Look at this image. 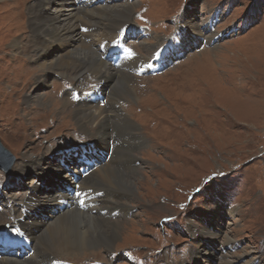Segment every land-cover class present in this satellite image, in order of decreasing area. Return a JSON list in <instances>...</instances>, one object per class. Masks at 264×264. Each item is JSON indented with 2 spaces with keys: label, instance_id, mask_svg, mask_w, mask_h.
<instances>
[{
  "label": "rangeland",
  "instance_id": "rangeland-1",
  "mask_svg": "<svg viewBox=\"0 0 264 264\" xmlns=\"http://www.w3.org/2000/svg\"><path fill=\"white\" fill-rule=\"evenodd\" d=\"M127 3L135 5L128 23L146 33L137 31L126 39L137 57L146 55V46L164 47L166 37L179 33L178 26L188 43L183 51L160 52L165 64L157 73L137 76L132 71L135 96L117 99L115 106L125 109L144 139L122 143L117 152L116 169L131 182V191H113L123 184L111 181L112 187L104 188L111 196L97 199L95 220L117 225L111 246H74L51 258L56 264H61L58 258L73 264H196L195 250L207 246L218 251L225 244L226 260L242 257L264 264V0H107ZM35 5L34 0H0V143L13 157L7 172L0 168V226L15 221L9 206L25 221L50 215L45 203L40 209L33 203L25 206L32 185L41 189L40 196L65 191L67 208L65 187L74 184H64L63 173L81 175L78 167L90 162L85 160L97 164L100 149L106 151L79 131L73 114L62 117L76 86L75 69L56 68L55 74L38 69L48 82H36L40 74L33 68L38 63L22 59L24 49L18 54L11 48L14 40L21 47L30 42L28 10ZM207 27L215 33L214 44L198 33ZM84 64L90 68L89 61ZM86 70L89 86L84 88H90L96 78ZM51 90L58 104L36 97ZM28 96L33 100L27 102ZM63 154L68 163L46 172L44 179L31 166L17 169L30 160L57 162ZM4 198L12 204L1 202ZM69 208L88 212L75 204ZM81 219L86 225L77 227L84 231L88 218ZM33 248L31 242L30 252ZM0 249V254L14 256L12 248Z\"/></svg>",
  "mask_w": 264,
  "mask_h": 264
},
{
  "label": "bare ground",
  "instance_id": "bare-ground-1",
  "mask_svg": "<svg viewBox=\"0 0 264 264\" xmlns=\"http://www.w3.org/2000/svg\"><path fill=\"white\" fill-rule=\"evenodd\" d=\"M34 3L36 4L34 9L30 8L28 10V27L32 33L31 40L24 47H21L20 41L14 40L11 47L13 52L21 54L22 49H24L26 55L24 57L21 55L22 59H28L29 57L33 62L38 63L36 65L37 69L30 67L36 70L35 73L40 74V76L36 77V82L46 85L48 82L47 78L43 76L38 69L43 70L45 73L55 74L52 71L53 69L66 67V69H75V71L71 70L76 73L75 75L73 73L76 79L74 90L89 89L84 88L89 82H87L83 76L85 72H88L86 69H89L95 75V84L100 86L102 90L98 89L97 91H101V94L104 92V100L96 102L97 98H93L96 97L95 91L92 96L80 99L76 103L72 100H68L65 102L62 117H68V115L73 114L74 123L78 126L81 133L90 134L93 139L101 143L106 149L109 146V140L112 139L114 147L107 161L101 160L103 153L105 156L106 151L100 149L101 158L96 161L97 164H94L95 167L78 181L81 188H91L93 190L92 192L102 191L101 194L88 200L92 201V203L87 206L88 212L83 213L85 215L81 212H76L74 209H70L69 205L71 203H67V208H65L64 204L63 207L58 209L59 202H61L62 199L66 200L67 193L65 191H54L51 194L40 196L39 193L41 189L37 185L27 187L29 193H32L33 196L28 194L26 199H24L25 206L28 207L34 204L38 206L37 209H40L41 205L45 203L48 214L50 215L46 216V219L39 216L31 219V216H29L27 221H25L24 218H22V221H18L21 227L26 231L28 238L32 240L31 242H34L33 252L23 254V257H8L0 254V264H56L55 260L51 258L52 255L69 253L80 246L91 247L96 243L97 245L102 243L106 248L111 246L112 239L116 235L117 225H115V223L104 225L100 223L101 221L99 219L95 220L93 214L96 212V207L99 204L97 199L111 196L110 194L108 195V192L104 189L107 185L112 187L111 181L123 184L122 187L114 185L115 188H111L113 191H116V188L122 191H131V182L125 175H122V172L116 169L117 161H119L117 160L119 158L117 152L122 146V143L127 142V144H132L141 142L144 139L143 134H137V129L129 119L125 109L121 108L122 106L120 107V105L118 107L115 106L118 104L117 99L123 95L128 97L135 96V89L131 87L134 78L129 70L135 68L137 62H147L152 55L162 57L159 55L160 52L171 54L173 50L174 52L176 50L183 51L186 47V43H188L186 41L187 37H183L184 40L182 39V34L180 32L182 28L178 26L179 33L166 37V45L164 47L159 46L154 48L153 46H146L143 50L146 53L145 56L139 55V57H137L134 56L135 54H130L129 57L126 55V58L123 59L120 57V53H117L119 56L111 59L110 55L107 56L106 48L109 42L117 37L118 32L125 26L127 28V34H130V38L131 35H135L137 32L136 28L128 23L129 19L132 17L135 6L134 3L112 5L107 4V0L97 1L90 5L82 4L77 2V0H34ZM87 28L89 29L86 30ZM198 33L201 36L205 34L207 42L214 44L215 33L209 32V34L208 27L203 31L200 30ZM142 35L146 36L145 33ZM89 37L91 38L88 39ZM159 43L160 41H158L155 47ZM162 44L163 43H161V45ZM102 48H104L103 51H101ZM150 51L152 52L150 53ZM14 57L17 58L19 56ZM86 60L89 61L88 65L91 69L87 68V65L84 64ZM136 67H138V65ZM62 75L64 76V73ZM55 95L53 90H51L46 93L41 92L36 95V97L53 98L55 99V103L58 104L60 100ZM105 95H107V98H105ZM28 98L33 100L32 97L28 96L26 98L27 102H30ZM99 102H104L103 106ZM89 126L94 127L95 132H90ZM47 151H49V149ZM59 160L60 161L57 162L47 160L46 158H42L38 162L30 160L26 163H20L17 169L22 172L25 167L31 166L37 172L38 176L43 178L47 176L46 172L51 169H62L60 164L68 163L65 162L64 154ZM134 161L135 158L132 159L131 163ZM11 163L12 161L9 166H12L13 163ZM126 169L132 172L136 170L130 166ZM75 171V173H79L77 168ZM117 172H119V174ZM62 176L64 184L74 182L73 179L75 180L76 178L73 172H65ZM128 185L130 188L127 187ZM39 197H42L40 202L38 199ZM1 202L8 205L10 203L12 204V201L9 202L6 198L2 199ZM9 207L10 211L14 213V220L23 217L20 216V214H16V209L14 207ZM122 209L124 210V208ZM81 217L88 218V227L84 231L78 230L77 227L80 223L84 224ZM224 241L225 243L228 242L227 245L231 243L230 240L225 239ZM74 246H76V248ZM225 246V244L222 245L221 249L219 247L218 251L215 247V250H211V248L207 246L201 251L195 250L194 254L196 256L193 259L196 264H261L258 259L248 261L242 257H240L238 261L226 260ZM0 248H2V245H0ZM48 258L49 260L47 261Z\"/></svg>",
  "mask_w": 264,
  "mask_h": 264
},
{
  "label": "water",
  "instance_id": "water-1",
  "mask_svg": "<svg viewBox=\"0 0 264 264\" xmlns=\"http://www.w3.org/2000/svg\"><path fill=\"white\" fill-rule=\"evenodd\" d=\"M5 156L9 157L8 161L4 160L3 157H5ZM12 159H13V157H12L11 153L4 146H2L0 143V168L7 171L9 168V164H10Z\"/></svg>",
  "mask_w": 264,
  "mask_h": 264
}]
</instances>
